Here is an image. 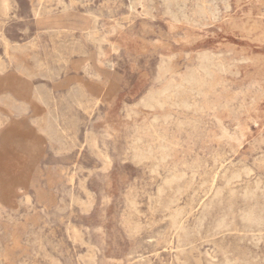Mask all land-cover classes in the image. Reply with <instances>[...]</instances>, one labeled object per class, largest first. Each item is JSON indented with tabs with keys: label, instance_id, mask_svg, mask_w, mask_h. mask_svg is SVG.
<instances>
[{
	"label": "rangeland",
	"instance_id": "374dc122",
	"mask_svg": "<svg viewBox=\"0 0 264 264\" xmlns=\"http://www.w3.org/2000/svg\"><path fill=\"white\" fill-rule=\"evenodd\" d=\"M263 188L264 0L0 1V264H264Z\"/></svg>",
	"mask_w": 264,
	"mask_h": 264
},
{
	"label": "bare ground",
	"instance_id": "6f19581e",
	"mask_svg": "<svg viewBox=\"0 0 264 264\" xmlns=\"http://www.w3.org/2000/svg\"><path fill=\"white\" fill-rule=\"evenodd\" d=\"M1 1V0H0ZM4 1H6V0H4ZM3 6H5V5H3ZM55 19V18H54ZM63 20V19H62ZM45 23V22H44ZM46 24V23H45ZM206 79V78H205ZM187 82H196V83H200V82H202L203 83V79H200L199 77H197V76H195V75H192L191 77H189V78H187ZM189 85V84H188ZM189 87H191L192 88V86H189ZM198 87V86H197ZM170 88H172V86L170 87ZM178 89V87H177V85H175L174 86V89ZM181 88V87H180ZM179 88V89H180ZM183 88V87H182ZM173 89V90H174ZM178 89V91H181V90H179ZM188 89V88H187ZM193 89H194V87H193ZM197 90V89H196ZM198 90H199V88H198ZM175 91V90H174ZM188 91V90H187ZM192 91V90H191ZM177 92V91H176ZM185 92V91H184ZM190 92V91H189ZM182 94H183V92H182ZM188 94V93H187ZM191 94V93H190ZM182 96H184V95H182ZM186 97V96H185ZM185 99V98H184ZM187 99V98H186ZM184 104H189V102L188 101H184ZM137 150L138 151H140V149L137 147ZM215 187V186H214ZM260 188V187H259ZM257 189H258V187H257ZM260 190V189H259ZM258 190V191H259ZM257 190H251L250 191V195H247V196H251V197H255V196H257V192H256ZM217 192V191H216ZM259 193H260V191H259ZM262 193L264 194V188L262 189ZM180 215H181V212L180 211H176L173 215H172V218H173V227H174V229L177 231V233L180 235V233L182 232V231H186V226H185V223L182 221L183 219L182 218H179L180 217ZM248 219L249 220H258L256 217H255V215H254V213H249V216H248ZM222 224H224V222L222 223L221 222V224H220V226H223ZM228 264V263H227Z\"/></svg>",
	"mask_w": 264,
	"mask_h": 264
}]
</instances>
